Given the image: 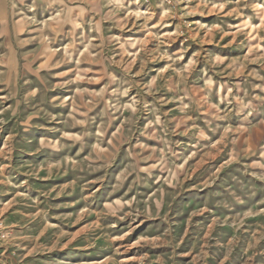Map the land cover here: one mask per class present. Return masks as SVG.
<instances>
[{
    "label": "rangeland",
    "instance_id": "rangeland-1",
    "mask_svg": "<svg viewBox=\"0 0 264 264\" xmlns=\"http://www.w3.org/2000/svg\"><path fill=\"white\" fill-rule=\"evenodd\" d=\"M0 264H264V0H0Z\"/></svg>",
    "mask_w": 264,
    "mask_h": 264
}]
</instances>
